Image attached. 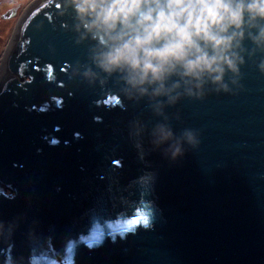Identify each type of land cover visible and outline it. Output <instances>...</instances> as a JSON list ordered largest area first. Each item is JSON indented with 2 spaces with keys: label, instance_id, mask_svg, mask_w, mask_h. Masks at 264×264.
<instances>
[{
  "label": "water",
  "instance_id": "1",
  "mask_svg": "<svg viewBox=\"0 0 264 264\" xmlns=\"http://www.w3.org/2000/svg\"><path fill=\"white\" fill-rule=\"evenodd\" d=\"M73 23L63 0H36L3 62L0 222L11 238L0 264H264V76L253 62L238 95L209 90L168 109L177 135L193 128L201 141L173 162L147 132L130 135L156 122L147 100L74 73L93 42L78 44Z\"/></svg>",
  "mask_w": 264,
  "mask_h": 264
},
{
  "label": "clouds",
  "instance_id": "2",
  "mask_svg": "<svg viewBox=\"0 0 264 264\" xmlns=\"http://www.w3.org/2000/svg\"><path fill=\"white\" fill-rule=\"evenodd\" d=\"M63 7L77 43L93 42L90 63L74 73L90 86L115 78L124 98L147 100L156 122L137 121L130 135L147 132L170 161L201 141L193 128L177 135L169 108L209 90L238 95L250 61L264 76V0H63ZM10 238L0 222V240Z\"/></svg>",
  "mask_w": 264,
  "mask_h": 264
},
{
  "label": "rangeland",
  "instance_id": "3",
  "mask_svg": "<svg viewBox=\"0 0 264 264\" xmlns=\"http://www.w3.org/2000/svg\"><path fill=\"white\" fill-rule=\"evenodd\" d=\"M36 0H0V70L2 59L22 14ZM12 13V14H11ZM11 14V16L9 15Z\"/></svg>",
  "mask_w": 264,
  "mask_h": 264
},
{
  "label": "bare ground",
  "instance_id": "4",
  "mask_svg": "<svg viewBox=\"0 0 264 264\" xmlns=\"http://www.w3.org/2000/svg\"><path fill=\"white\" fill-rule=\"evenodd\" d=\"M26 13V12H25ZM13 38H14V36L12 37V39H11V41H10V43H9V46H8V48H7V50H6V53H5V55L3 56V59H2V65H1V70H0V76H1V74H2V72H3V62L5 61V58H6V55H7V53H9V51H10V48H11V42H12V40H13Z\"/></svg>",
  "mask_w": 264,
  "mask_h": 264
},
{
  "label": "snow or ice",
  "instance_id": "5",
  "mask_svg": "<svg viewBox=\"0 0 264 264\" xmlns=\"http://www.w3.org/2000/svg\"><path fill=\"white\" fill-rule=\"evenodd\" d=\"M56 7H61V5H56ZM47 71V70H46ZM98 123H100L101 121H97ZM79 133L77 132V133H75V136L78 138L79 137ZM53 143H55V141H53ZM114 163H116L118 166H119V161H114ZM98 211L99 210H102L101 208H98L97 209ZM2 213H3V209L2 208H0V215H2Z\"/></svg>",
  "mask_w": 264,
  "mask_h": 264
}]
</instances>
